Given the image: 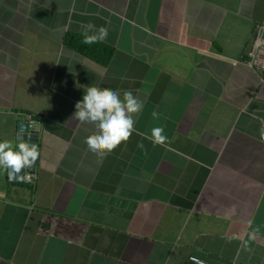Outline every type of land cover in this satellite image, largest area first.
Wrapping results in <instances>:
<instances>
[{
    "label": "crops",
    "instance_id": "obj_1",
    "mask_svg": "<svg viewBox=\"0 0 264 264\" xmlns=\"http://www.w3.org/2000/svg\"><path fill=\"white\" fill-rule=\"evenodd\" d=\"M263 22L264 0H0V139L42 116L35 182L0 169V264H264ZM101 26L94 56L64 43ZM90 85L142 103L102 155L72 117Z\"/></svg>",
    "mask_w": 264,
    "mask_h": 264
},
{
    "label": "clouds",
    "instance_id": "obj_2",
    "mask_svg": "<svg viewBox=\"0 0 264 264\" xmlns=\"http://www.w3.org/2000/svg\"><path fill=\"white\" fill-rule=\"evenodd\" d=\"M106 35V30L101 26L92 34L85 31L82 40L85 44H93L103 40ZM141 107L142 103L130 91L119 93L114 89L90 85L83 88L81 98L75 102L72 117L76 123H91L94 126L95 133L86 136L84 144L93 154L102 155L129 138L133 131L132 114L139 112ZM152 115L155 117L156 113L153 112ZM162 133L163 128L155 126L145 138L154 145L162 144L166 140ZM21 134L31 135L21 126L14 145L6 139H0V169L8 170L15 178L28 180L27 176L20 174V170L35 162L38 151L36 143H30ZM260 136L264 140V127Z\"/></svg>",
    "mask_w": 264,
    "mask_h": 264
},
{
    "label": "built area",
    "instance_id": "obj_3",
    "mask_svg": "<svg viewBox=\"0 0 264 264\" xmlns=\"http://www.w3.org/2000/svg\"><path fill=\"white\" fill-rule=\"evenodd\" d=\"M248 64L251 67L259 68L264 71V22L257 26V36L254 41L252 49L248 53ZM42 119L41 115H29L28 121L32 126L39 123ZM23 176H27L28 180H24L27 183H34L36 179V171L34 167H28L24 170ZM189 260L192 264H211L205 259H202L196 255L189 256Z\"/></svg>",
    "mask_w": 264,
    "mask_h": 264
},
{
    "label": "water",
    "instance_id": "obj_4",
    "mask_svg": "<svg viewBox=\"0 0 264 264\" xmlns=\"http://www.w3.org/2000/svg\"><path fill=\"white\" fill-rule=\"evenodd\" d=\"M21 126L24 127L26 132H30L31 133L30 136L21 134L23 136V138L28 139L30 143H36V147H37V142H38V137H39V130L37 128L33 127L30 124L29 121H24V122H21V123L18 124V132L20 131ZM34 166H35V162L30 167H34ZM25 169L22 168L20 170V174H22V176L24 174V170ZM8 177H9L10 180H13V181H21V180H23V178H19L18 179V178L13 177L12 174L9 171H8Z\"/></svg>",
    "mask_w": 264,
    "mask_h": 264
},
{
    "label": "trees",
    "instance_id": "obj_5",
    "mask_svg": "<svg viewBox=\"0 0 264 264\" xmlns=\"http://www.w3.org/2000/svg\"><path fill=\"white\" fill-rule=\"evenodd\" d=\"M64 43L71 47L76 49L79 52H82L87 55H93L91 52V46L92 44H85L83 43L82 36L81 35H76L73 33H67L64 39Z\"/></svg>",
    "mask_w": 264,
    "mask_h": 264
}]
</instances>
